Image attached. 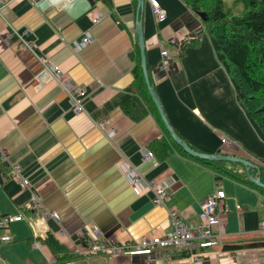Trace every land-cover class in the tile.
Listing matches in <instances>:
<instances>
[{
    "label": "crops",
    "instance_id": "crops-1",
    "mask_svg": "<svg viewBox=\"0 0 264 264\" xmlns=\"http://www.w3.org/2000/svg\"><path fill=\"white\" fill-rule=\"evenodd\" d=\"M6 1L0 14V215L23 220L11 224L9 243L0 240V264H52L56 259L44 244L49 236L74 255L83 241L78 234L94 226L111 242L136 246L143 237L172 230L168 210L197 225L202 202L217 190L225 194L221 248L156 250L148 257L94 253L65 264H264V198L213 163L179 152L146 88L138 27L149 84L177 137L197 153L263 167L264 177V134L237 101L201 19L180 0H156L167 15L161 24L147 0H44L42 9L33 0ZM97 13L101 20L93 25ZM9 30L27 31L24 40L34 52L8 38ZM87 32L91 43L75 51ZM195 40L198 46H188ZM162 51L169 54L164 61ZM40 57L84 88L83 113L71 111L68 96L43 73ZM123 158L168 188L165 208L148 194L134 195L116 167ZM12 165L41 197L40 210L31 192L13 181ZM234 166L222 167L259 178L258 170ZM50 213L58 220L47 218ZM244 242L258 246L224 249ZM194 254H201L199 262Z\"/></svg>",
    "mask_w": 264,
    "mask_h": 264
},
{
    "label": "built area",
    "instance_id": "built-area-1",
    "mask_svg": "<svg viewBox=\"0 0 264 264\" xmlns=\"http://www.w3.org/2000/svg\"><path fill=\"white\" fill-rule=\"evenodd\" d=\"M155 23L161 24L165 22L167 15L164 9L156 0H147ZM7 6L6 0H0V14L4 7ZM101 20V16L97 13L93 19V25L97 24ZM27 34V31H25ZM25 32L18 33L15 30H9L8 38L17 37L21 47L31 52L33 44L30 41L24 40ZM92 37L90 33L85 35L76 41L74 45L75 51L79 52L84 49L89 43H91ZM176 38L170 39V44H175ZM169 58L167 51L161 52V59L163 61ZM39 62L42 65L43 73L46 77L56 82L61 90L68 96L70 102L71 111L74 114H80L84 112V101L87 97V93L83 87L75 84L72 79L61 71L58 66L54 65L50 60L45 57H40ZM223 144H229L227 138H222ZM153 154L151 151L145 152V159H151ZM121 175L127 181L132 192L136 196L150 195L152 202L155 206L166 207L169 201L170 194L168 188L164 185L155 183L152 179H146L131 164L126 158H123L116 166ZM12 173V179L15 181L20 189L28 190L31 192V202L34 207L41 209V197L32 193L30 189V183L27 179L21 175L20 167L12 165L10 167ZM217 186H220V182ZM224 199V193L222 190H217L215 193L207 197L201 204V212L199 213V222L197 225L186 224L181 215L168 210V221L172 228L169 233L162 236H156L150 234L143 237L138 245L130 246L128 244H116L109 241L100 229L96 226L90 229V232L84 236L83 233H79L78 236L83 239L80 245L76 248V252L80 256H89L94 253H112L114 255L124 256H144L148 257L156 250L173 249L179 252H188L193 249L205 251L209 248L223 247L224 239V226L221 223V204ZM43 213H40L42 217ZM47 218H51L55 221L58 220V215L55 213L46 214ZM23 220L22 215H3L0 216V231L3 235L0 236L2 243H9L12 239L8 234L11 224L18 223ZM259 229L264 232V221L259 224ZM202 254V253H201ZM201 254H194V262L200 261ZM216 257L222 259L221 253H217ZM144 264H148L145 261Z\"/></svg>",
    "mask_w": 264,
    "mask_h": 264
},
{
    "label": "trees",
    "instance_id": "trees-1",
    "mask_svg": "<svg viewBox=\"0 0 264 264\" xmlns=\"http://www.w3.org/2000/svg\"><path fill=\"white\" fill-rule=\"evenodd\" d=\"M180 1L193 14L202 18L204 30L219 64L224 68L234 88L237 101L264 134V0H235L242 8L238 15L225 7L224 0ZM198 45L199 40L188 44L190 47ZM152 104L155 107L153 102ZM167 137L170 138L168 135ZM177 150L182 152L180 147ZM260 169L262 171L263 167L259 168V172ZM225 172L264 198V190L249 182L247 175L234 173L230 168H226ZM221 178L222 176L217 174L216 179ZM262 178L264 179L260 172L259 179L264 184ZM44 244L56 259L54 264L77 260L75 255L67 254L64 247L52 236H49ZM257 246V243L244 242L239 245H225L224 249L233 251Z\"/></svg>",
    "mask_w": 264,
    "mask_h": 264
},
{
    "label": "water",
    "instance_id": "water-1",
    "mask_svg": "<svg viewBox=\"0 0 264 264\" xmlns=\"http://www.w3.org/2000/svg\"><path fill=\"white\" fill-rule=\"evenodd\" d=\"M36 3H39V7L42 9L47 5V2L44 0H33ZM141 4H143V2L141 1ZM199 18L202 20V18L199 16ZM136 34H137V38H138V44H139V49L141 50V67L143 70V74H144V78H145V83H146V88L148 90V93L158 111V114L160 116V119L166 129V131L168 132V134L170 135L171 139L188 155L200 159V160H204L206 162H211L213 163L215 166H217V168H221L222 171H226V167H222V166H227L229 165H236V166H242L246 173L249 172V170H258L259 171V166L255 165L247 160L244 159H239V158H235V157H229V156H223V155H205V154H200L197 153L195 151H193L186 143H184L181 139H179L177 137V135L175 134V132L173 131V129L170 127L167 118L165 116L164 110L160 104V101L157 97V93L155 91V89H153L150 84H149V80H148V71H147V67L145 64V55H144V50H145V46H144V41H143V37H142V32L140 30V27L136 28ZM220 163H223L225 165H221ZM220 170V169H217ZM248 180L249 182H251L252 184H254L255 186L261 188L264 190V184L261 182V180L257 177L254 178L252 175L248 174ZM82 264V263H79Z\"/></svg>",
    "mask_w": 264,
    "mask_h": 264
},
{
    "label": "rangeland",
    "instance_id": "rangeland-1",
    "mask_svg": "<svg viewBox=\"0 0 264 264\" xmlns=\"http://www.w3.org/2000/svg\"><path fill=\"white\" fill-rule=\"evenodd\" d=\"M225 7L231 9L235 15L241 13L242 8L240 5L235 3V0H224Z\"/></svg>",
    "mask_w": 264,
    "mask_h": 264
}]
</instances>
